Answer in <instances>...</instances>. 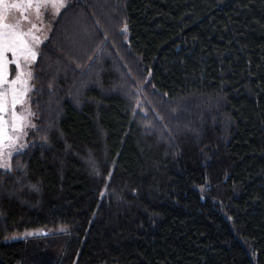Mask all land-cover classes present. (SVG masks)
I'll list each match as a JSON object with an SVG mask.
<instances>
[{"label": "trees", "instance_id": "trees-1", "mask_svg": "<svg viewBox=\"0 0 264 264\" xmlns=\"http://www.w3.org/2000/svg\"><path fill=\"white\" fill-rule=\"evenodd\" d=\"M32 66L0 264H264V0H68Z\"/></svg>", "mask_w": 264, "mask_h": 264}, {"label": "snow or ice", "instance_id": "snow-or-ice-1", "mask_svg": "<svg viewBox=\"0 0 264 264\" xmlns=\"http://www.w3.org/2000/svg\"><path fill=\"white\" fill-rule=\"evenodd\" d=\"M49 6L57 13L60 8L66 7L64 0H0V167L11 168L8 160L3 159V149L20 140L26 117L32 115L25 99L31 73L24 72L21 61L28 63L36 59L34 45L40 42V38L32 32L36 25L31 24L28 13L30 9H35L39 17L40 9ZM25 21L31 24L27 30L23 24ZM9 52L12 53L14 61L8 60ZM12 62L16 64L18 71L15 79L9 80L8 65ZM17 105L22 107L23 115L17 113ZM10 132L15 135H10ZM10 155L8 153L9 157Z\"/></svg>", "mask_w": 264, "mask_h": 264}, {"label": "rangeland", "instance_id": "rangeland-1", "mask_svg": "<svg viewBox=\"0 0 264 264\" xmlns=\"http://www.w3.org/2000/svg\"><path fill=\"white\" fill-rule=\"evenodd\" d=\"M68 0H64L65 5H67ZM64 8V7H63ZM60 8L59 12L57 13L55 9H53L51 6L45 8V12L41 11L40 12V16L37 17L36 15V11L32 14L33 16L30 17V20H33L31 22V24H35L36 27L32 29V32L34 33V35L38 36L40 38V42L38 44L34 45V49L38 54V50L39 47L41 46V44L48 38L50 31L52 29V24L53 21L57 18V16L59 15L60 11L63 9ZM31 24L29 25V27H31ZM28 27V28H29ZM7 58L9 61H14V57L12 55L11 52L7 53ZM37 58V57H36ZM36 59L25 63L23 60L21 61V66L24 70V72H30L31 73V77L28 78V91L26 94V101H27V107L30 109L31 113V106H30V101H29V95H30V90L32 88L31 85V79H32V65L35 63ZM9 68V75H8V79L12 80L15 79L16 74H17V66L14 62L9 63L8 65ZM16 111L18 114L23 115L24 111L22 109V107L20 105H17ZM5 119H8L7 116H5ZM31 125H34V120H33V116L29 115L26 117V125L23 129V134H21V138L19 141H17L15 144H13L11 147L6 146L3 151H4V157L3 159L8 160V162L10 163V160L13 156V154H15L18 151L24 150L27 147V136L28 133L30 132V130L33 128ZM10 135H15V133L10 132ZM23 145V146H21ZM8 153H11L10 157L8 156ZM0 168H4V167H0Z\"/></svg>", "mask_w": 264, "mask_h": 264}, {"label": "crops", "instance_id": "crops-1", "mask_svg": "<svg viewBox=\"0 0 264 264\" xmlns=\"http://www.w3.org/2000/svg\"><path fill=\"white\" fill-rule=\"evenodd\" d=\"M10 2H11V0H10ZM41 11H44V12H45V8H41V9H40V12H41ZM34 12H35V9H30V10H29V13H28V15H29V20H30V17L34 15V14H33ZM18 14H19V13H17V15H18ZM32 14H33V15H32ZM30 21L32 22L33 20H30ZM23 24H24V28H25V30H27L28 27H29V25H30L29 22L25 21V22H23Z\"/></svg>", "mask_w": 264, "mask_h": 264}]
</instances>
